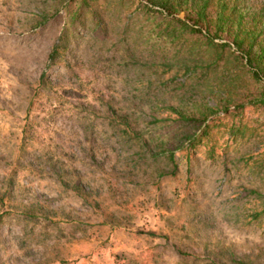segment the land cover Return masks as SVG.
<instances>
[{
    "label": "rangeland",
    "instance_id": "1",
    "mask_svg": "<svg viewBox=\"0 0 264 264\" xmlns=\"http://www.w3.org/2000/svg\"><path fill=\"white\" fill-rule=\"evenodd\" d=\"M79 2L0 0V264H264L250 192L262 180L236 161L260 148L219 144L216 161L203 151L174 176L157 172L168 159L138 163L144 149L119 143L106 101L159 137L145 113L158 84L150 25L132 0H89L49 66Z\"/></svg>",
    "mask_w": 264,
    "mask_h": 264
},
{
    "label": "trees",
    "instance_id": "2",
    "mask_svg": "<svg viewBox=\"0 0 264 264\" xmlns=\"http://www.w3.org/2000/svg\"><path fill=\"white\" fill-rule=\"evenodd\" d=\"M78 1L76 8L67 5L70 19L52 46L49 66L68 53L73 24L89 8V0ZM146 1L132 0V4L137 3L136 11L150 25V59L153 56L158 84L154 92L146 93L149 112L145 113L159 137H145L132 121L130 109L123 113L106 101L107 116L121 125L119 143L138 139L139 149H144L138 163L168 159L173 169L158 168L159 176L177 175L180 161L191 167L194 156L203 151L206 160L216 161L219 144L227 149L235 143H251L260 149L236 161L260 175L262 185L250 192L264 205V0ZM46 22L44 18L41 24ZM166 74L169 77L163 79ZM94 204L101 206L97 200ZM263 212L264 208L253 212V219Z\"/></svg>",
    "mask_w": 264,
    "mask_h": 264
}]
</instances>
